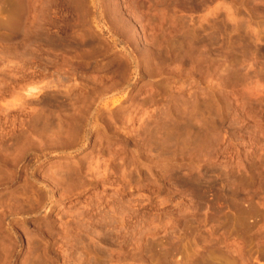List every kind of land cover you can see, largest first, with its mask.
<instances>
[{
    "label": "rangeland",
    "instance_id": "obj_1",
    "mask_svg": "<svg viewBox=\"0 0 264 264\" xmlns=\"http://www.w3.org/2000/svg\"><path fill=\"white\" fill-rule=\"evenodd\" d=\"M0 264H264V0H0Z\"/></svg>",
    "mask_w": 264,
    "mask_h": 264
}]
</instances>
